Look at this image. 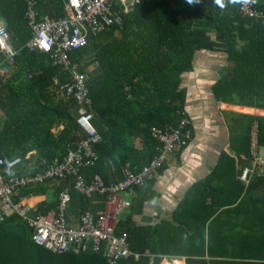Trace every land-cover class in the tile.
I'll use <instances>...</instances> for the list:
<instances>
[{"label":"trees","instance_id":"obj_1","mask_svg":"<svg viewBox=\"0 0 264 264\" xmlns=\"http://www.w3.org/2000/svg\"><path fill=\"white\" fill-rule=\"evenodd\" d=\"M36 1L39 12L37 18H42L44 15L53 18L65 16L63 10L65 0ZM252 1L256 8L264 9V0ZM232 2L236 4L235 11L232 15H223V17L216 8L209 9L205 14H195L191 7L177 6V0H138L134 11L125 13L120 10L115 0L113 7L119 14V19L109 24L106 30L91 34L85 46L68 52L71 63L76 64L79 71L87 73L90 97V104L85 107L79 105L70 112L69 104H74L76 101L68 96L64 89H57L59 85L56 87L52 82L60 67L51 63L48 53L35 48L30 49L26 45L33 35L26 1L0 0V21L15 51L13 60L8 61L0 50V64L7 66L9 63L7 67H12L14 63L24 60L25 66L29 62H35L36 68L40 70L37 74L32 73L28 79L23 78V81L19 83L23 84L21 88L24 91H29L36 103L43 105L42 108H35L32 112L45 110V116L41 120L33 121L36 126L27 127L31 135H28L31 147L36 145L46 149L54 147L57 153H60L54 158L60 159L69 148L76 147L79 138L84 136V132L82 136H80L81 131L77 132L79 126L75 117L80 111L90 118L95 127L98 121L106 120L110 123L107 130L108 141L100 138L94 142L92 144L94 155L90 158V163L78 169L80 174L83 173L84 184H88L95 173H98L106 183L115 181L114 173L111 174L112 179L107 180L103 169L107 164L115 165L117 161H120V154H124V161L133 159L134 163L130 165V168L139 170L156 153L157 141L151 136L149 128L176 126L180 118L186 116L185 92L179 88L180 75L191 69L194 52L198 49L224 47L228 53V59L235 61L233 74L227 80L217 79L212 86L214 96L218 102L233 104L246 99V105L240 106L244 112L237 115L231 114L232 124L227 137L228 146L219 154L215 172L221 171L226 178L230 176L233 178L236 165L244 166L249 163L253 165L256 162V156L251 149V125L254 121L256 122V144L259 147L264 146V115L262 113L264 109V17L248 16L242 10L238 0H232ZM242 29L246 30V36L243 38L244 45L236 47L237 39L242 36ZM213 30H215L216 39L212 40L208 32ZM224 39H226V45L221 42ZM85 55L87 57H84ZM95 62L99 71L88 75L86 70ZM58 77L60 82L65 80L62 76ZM147 79L146 86L149 89L144 98L141 100L137 96L128 98V94L134 89L135 92L137 86H142ZM50 91L53 97L58 98L56 104L52 106L46 104ZM35 102L33 103L36 104ZM55 122L62 123L68 132L66 139L62 142L50 130L51 124ZM12 123L4 126L6 130L0 127V157L7 159L15 155L25 156L29 153L26 149L30 147L28 143L20 147L12 141L9 144L5 143L10 141L6 138H9L8 135L12 132ZM22 131H26L25 127ZM99 134L101 135L100 132ZM138 138L144 142L141 149L135 151L133 147ZM135 154L139 156L134 158ZM168 156L164 158L160 166L154 169L153 175L162 169ZM32 161H34L33 164H37L32 155L28 156L26 162ZM15 174L21 175V171ZM258 179L264 183V177ZM220 182L222 184L218 188H211L212 194L204 192L211 197L210 202L205 201V197L201 194L195 196V200L199 199V211H195V231L191 224L182 223L179 218L184 204L175 211L169 222L156 226L154 230L150 226L130 223L133 222L132 218L118 220L114 233L115 235L125 234L132 253L119 258L114 263L100 252H86L79 248L53 251L42 244H37L31 236L32 227L20 214L13 211L2 212L0 215V264H149L150 258L153 259V264H159L163 254L185 255L186 264H264L262 248L258 251L224 249L223 241L212 234L209 235L212 221L208 224L209 229L206 232L205 225L215 210L220 206L234 204L243 189L238 185V190L237 183L231 178L229 181H217L216 184ZM73 184V175L50 178L34 185L28 184L21 187L17 193L13 194L12 199L19 200L20 196H23L31 214H46L55 208L58 194L63 190L71 194V201L78 199L84 203L83 200L87 196L77 193ZM144 184L135 185L132 188L144 187ZM36 192L43 193L44 198L37 208L33 209L29 202L33 201L31 196H34ZM220 193H222V199L218 200L221 198ZM226 193L229 194L223 200V195ZM76 222L78 223V218ZM68 227L76 226L68 225ZM180 232L182 243L181 247L176 248L177 242L175 243L174 239ZM194 237L195 248L192 243ZM252 257L254 258L250 259Z\"/></svg>","mask_w":264,"mask_h":264},{"label":"crops","instance_id":"obj_2","mask_svg":"<svg viewBox=\"0 0 264 264\" xmlns=\"http://www.w3.org/2000/svg\"><path fill=\"white\" fill-rule=\"evenodd\" d=\"M136 2L134 1L133 4L129 5L127 1L117 0L120 10L125 13L134 11ZM177 6L191 7L195 14H205L209 9L216 8L221 16H230L233 14L236 4L232 0H191V2L190 0H177ZM113 10V13L119 16L114 7ZM208 33L212 40L216 39L215 30ZM245 36L246 30L242 29V36L237 39L236 47L244 45L243 38ZM221 42L226 45V39L221 40ZM12 60L8 59V61ZM25 62L21 60L14 63L0 77V127L6 130L7 128L4 126L10 125L13 121L12 132L8 135L9 138H6L10 141L5 143L9 144L12 141L19 147L28 143L30 147L26 149L29 152L26 155H32L33 159L39 163L42 158L58 157L60 153H57L54 147L50 149L39 145L31 147V141L28 137V135H31L27 131V127L33 128L36 126L33 121L41 120L45 116V110L32 112L35 108H42L43 105L36 103L29 91H24L21 88L23 84H19L20 81H23V78L28 79L32 73L37 74L40 72L36 68L35 62H29L26 66ZM234 63L235 61L228 59V53L224 47L215 49L204 48L194 52L192 67L188 71L181 73L179 85V88H182L185 92L184 109L189 119L190 139L179 151L169 154L162 169L147 179V183L143 185L144 187L129 188L122 194V197L128 198L131 204L121 212L118 220L126 217L132 218L133 222L130 223L150 226L154 230L156 226L169 222L175 211L184 204L179 218L182 223L191 224L195 231V211H199V199L195 200V196L201 194L205 197V201L210 202L211 197L205 195L204 192L212 194L211 188L219 187V183L216 184L217 181H229L231 178L237 183L236 187L238 190V185L243 187L242 192L234 204L220 206L215 210L205 225V230L206 232L208 231V224L212 221L209 235L212 234L223 241L224 249L258 251V249L262 248L264 251V183L258 179L263 177V175L258 173L257 166L252 167L250 163L244 166L236 165L233 178L231 176L226 178V175H223L221 171L215 172L218 156L227 146V143L224 145V142L225 138L228 137L229 127L232 124L231 114L237 115L240 112L235 111V107H238L237 104L218 102L214 96L212 86L217 79L227 80L232 76ZM8 65L9 63H7ZM60 70L53 79L59 76ZM88 70L97 72L99 67L95 62ZM61 76L63 77V75ZM53 79V85L56 86L57 84L54 83ZM147 81L148 79L143 82L142 86H137L135 92V89L131 91L128 94V98L131 99L137 96L139 100L143 99L149 89L146 86ZM57 89L61 90L60 87H57ZM51 93L52 91L46 98L48 106L55 105L58 100ZM210 96H212L211 99ZM78 106L79 104L72 103L69 104L68 109L71 112L72 109ZM237 109L243 111V109ZM79 113L80 111L75 117L77 124ZM88 120L95 127L90 118ZM141 125L144 126L143 123ZM78 126L79 130L77 129V132L80 133L81 131L80 136H82L83 129L79 124ZM24 127L27 132L22 131ZM109 127V121L97 122L95 128L101 133V139L108 141L107 130ZM50 130L60 142L64 141L68 135L64 125L59 122L51 124ZM142 142L144 141L139 138L136 139L133 150L141 149ZM138 156V154H135L133 157L136 158ZM119 157L120 161H117L115 165L107 164L104 167L103 171L107 180L112 179V173L115 176L114 180L120 178L124 165H132L134 163L133 159L124 161V154H120ZM245 167H251L254 172L246 174L245 178H243V170L247 169ZM82 175L83 173L81 174L83 179ZM73 178L75 184L77 178L74 175ZM40 193L36 192L34 196H31V198L38 197L37 200L29 202L33 209L37 208L44 198L43 193ZM228 194L223 195V200ZM219 196L221 198H218V200L222 199V193ZM83 201L84 203L78 199L71 201L66 213L68 225L76 226L77 217L82 211L86 210L92 214H98L105 208V199L101 195L93 193ZM180 235L181 232L174 239V242H177L176 248L181 247L182 240ZM192 243L195 248V237ZM185 257V255L163 254L159 264H186Z\"/></svg>","mask_w":264,"mask_h":264},{"label":"built area","instance_id":"obj_3","mask_svg":"<svg viewBox=\"0 0 264 264\" xmlns=\"http://www.w3.org/2000/svg\"><path fill=\"white\" fill-rule=\"evenodd\" d=\"M25 1L29 23L33 29L32 38L26 43L27 47L48 53L51 63L66 72L63 82H60L57 76L53 79L54 83L64 89L77 104L87 106L90 103L87 73L79 71L76 64L71 63L68 52L85 46L91 34L106 30L109 24L119 19V16L113 13L115 0H65V16L62 18L47 15L37 18V1ZM134 1L137 0H130L129 5ZM238 1L246 15L264 17V9L256 8L252 0ZM0 50L8 59H12L15 53L1 21ZM7 70L6 65L0 64V76ZM77 122L82 127L84 136L75 149H69L60 159L42 158L39 163L33 164L34 161L26 162V155H15L8 159L0 157V215L6 211L20 214L32 227L33 241L53 251L79 248L86 252H100L114 263L132 253L125 234L114 233L119 213L131 204L122 194L135 185L144 184L169 153L177 152L186 145L190 139V129L187 127L189 120L184 115L176 126H152L150 133L157 141L156 153L139 170L126 164L120 178L115 181L106 183L100 175L95 174L88 184H84L78 169L90 163V158L94 155L92 144L101 136L86 114L80 113ZM245 168L247 169L243 170V178L246 174L254 172L251 167ZM17 171H21V175L15 174ZM67 175L77 178L73 186L77 193L86 196L97 193L105 199L102 212L93 215L89 211H83L77 217L76 227H68L66 223V213L71 203V194L68 191L63 190L58 194L55 208L46 214H31L23 196H20L19 200L12 199L13 194L21 187Z\"/></svg>","mask_w":264,"mask_h":264},{"label":"rangeland","instance_id":"obj_4","mask_svg":"<svg viewBox=\"0 0 264 264\" xmlns=\"http://www.w3.org/2000/svg\"><path fill=\"white\" fill-rule=\"evenodd\" d=\"M253 3V1H252ZM84 57H87V55H85ZM88 72V75L92 72L91 70H86ZM66 72L65 71H62L60 70V73H59V76L61 75H65ZM214 88V87H213ZM185 94V93H184ZM212 96H210V99H211ZM246 105V99L244 100H240V102H237V106L238 107H235V111L237 112H244V111H240L239 109L237 108H240V106H244ZM247 112V111H246ZM262 113L264 115V109L262 110ZM251 134H252V141H251V149H252V153L253 155L256 156V162L253 163L254 166H257L258 167V173L262 174L263 177H264V146H257L256 147V122L254 121L251 125ZM228 142V138L226 137L225 138V142H224V145ZM228 146V145H227ZM227 146H225V148H227ZM260 169V170H259ZM222 183L220 182L219 183V186L221 185ZM38 197L36 198H32V200H37ZM121 212L119 213V216H120ZM173 263V262H172ZM171 264V263H170Z\"/></svg>","mask_w":264,"mask_h":264},{"label":"bare ground","instance_id":"obj_5","mask_svg":"<svg viewBox=\"0 0 264 264\" xmlns=\"http://www.w3.org/2000/svg\"><path fill=\"white\" fill-rule=\"evenodd\" d=\"M208 1V0H207ZM228 1V0H227ZM52 5V4H51ZM256 6V5H255ZM53 8V7H52ZM209 11V10H208ZM213 11V10H212ZM235 11V10H234ZM228 12V11H227ZM237 12V11H236ZM235 12V13H236ZM243 15V14H242ZM211 16V15H210ZM237 16V15H236ZM224 17V16H223ZM208 18H211V17H208ZM238 19V18H237ZM205 20V19H204ZM215 20V19H214ZM230 21V20H229ZM238 21V20H237ZM203 24H204V22H203ZM221 24V23H220ZM240 24H242V23H240ZM202 25V24H201ZM215 25V24H214ZM232 30H234V29H232ZM219 31V30H218ZM242 32V31H241ZM228 34V33H227ZM233 35V34H232ZM227 36V35H226ZM233 37V36H232ZM217 42V41H216ZM127 51V50H126ZM94 52V51H93ZM99 52V51H98ZM135 52V51H134ZM128 54V53H127ZM123 57V56H122ZM106 59V58H105ZM128 60V59H127ZM98 61V60H97ZM49 64V63H48ZM126 67V66H125ZM116 69V68H115ZM124 69V68H123ZM118 71V70H117ZM118 74V73H117ZM136 81V80H135ZM110 87V86H109ZM117 90V89H116ZM92 93V92H91ZM106 98V97H105ZM101 112H102V110H101ZM150 132H151V129H150ZM98 154V153H97ZM54 157V156H53ZM111 160V159H110ZM106 170V169H105ZM81 204V203H80ZM204 219H206V218H204ZM205 221V220H204ZM137 250V249H136ZM134 252H136V251H134ZM151 253V252H150Z\"/></svg>","mask_w":264,"mask_h":264},{"label":"water","instance_id":"obj_6","mask_svg":"<svg viewBox=\"0 0 264 264\" xmlns=\"http://www.w3.org/2000/svg\"><path fill=\"white\" fill-rule=\"evenodd\" d=\"M149 264H153V259L152 258H150Z\"/></svg>","mask_w":264,"mask_h":264},{"label":"clouds","instance_id":"obj_7","mask_svg":"<svg viewBox=\"0 0 264 264\" xmlns=\"http://www.w3.org/2000/svg\"><path fill=\"white\" fill-rule=\"evenodd\" d=\"M190 2H191V0H190ZM186 117H187V115H186ZM187 118H188V117H187ZM188 120H189V119H188ZM151 127H152V126H151ZM151 127H150V128H151ZM150 128H149V130H150ZM150 134H151V133H150ZM255 138H256V137H255ZM256 147H257V144H256Z\"/></svg>","mask_w":264,"mask_h":264}]
</instances>
